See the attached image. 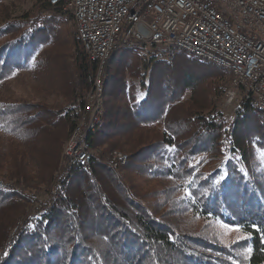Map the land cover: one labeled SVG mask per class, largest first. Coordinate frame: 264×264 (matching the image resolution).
Returning <instances> with one entry per match:
<instances>
[{
  "label": "trees",
  "instance_id": "trees-1",
  "mask_svg": "<svg viewBox=\"0 0 264 264\" xmlns=\"http://www.w3.org/2000/svg\"><path fill=\"white\" fill-rule=\"evenodd\" d=\"M220 68L175 47L115 52L92 141L129 160L87 175L63 159L67 106L97 69L74 18L0 0V264H264V112L228 118ZM26 77L63 102L16 97Z\"/></svg>",
  "mask_w": 264,
  "mask_h": 264
},
{
  "label": "built area",
  "instance_id": "built-area-1",
  "mask_svg": "<svg viewBox=\"0 0 264 264\" xmlns=\"http://www.w3.org/2000/svg\"><path fill=\"white\" fill-rule=\"evenodd\" d=\"M70 13L81 45L97 65L84 98L68 106L75 124L65 162L93 173L92 136L102 118L104 70L119 50L148 56L175 47L232 75L227 104L250 103L264 112V0H50ZM128 154L113 151L106 165L120 169ZM0 187L4 185L0 183Z\"/></svg>",
  "mask_w": 264,
  "mask_h": 264
},
{
  "label": "rangeland",
  "instance_id": "rangeland-1",
  "mask_svg": "<svg viewBox=\"0 0 264 264\" xmlns=\"http://www.w3.org/2000/svg\"><path fill=\"white\" fill-rule=\"evenodd\" d=\"M30 7H31V2H29V1H26V2H23L21 4H17L16 5V9L18 10L17 12H19V11L20 12L27 11V10H29ZM151 55H152V53L149 54L146 57H150ZM220 69H221L222 72H225L226 71V69H224V68H220ZM11 90L16 95V97H23V98H26V99H33V98H35V99H39V100H44V101H46L49 104H57L58 102H60V104H61L63 102L62 99L58 100V99H55L54 97H49L47 95H43V94L38 93L37 90H36V88H35V86H34V84H33V82L30 80V78H27V77L24 78V80H21V81L20 80L19 81L18 80H16V81L14 80L12 82V84H11ZM227 90H228V88H227ZM71 104H69V105H71ZM68 106H67V109H68ZM239 106H241V104H239V103H234L232 105H228L227 104V97H226V93H225L224 110H225V113H226V115H227L228 118H230V115L232 114V112L234 111V109L236 107H239ZM66 143H65V145H66ZM65 145H64V147H65ZM102 151L103 150L102 149H99V148L98 149H95L94 154L96 155V157L98 159V162L99 161H102V162L106 163V160L108 158V155L107 156H103V152ZM122 152H124V153H126V154L129 155L128 152H125V151H122ZM63 159H65V157H64V148H63ZM0 183H2L4 185V187L3 188L0 187V189H5L8 182L6 180H0ZM146 189H147V187H146ZM196 225H198V224H196ZM219 231H221V230H219ZM226 235L228 237H232L231 234H226Z\"/></svg>",
  "mask_w": 264,
  "mask_h": 264
},
{
  "label": "snow or ice",
  "instance_id": "snow-or-ice-1",
  "mask_svg": "<svg viewBox=\"0 0 264 264\" xmlns=\"http://www.w3.org/2000/svg\"><path fill=\"white\" fill-rule=\"evenodd\" d=\"M189 183H191V181H189ZM186 192H187L188 198H189V199H193V200H194V198L192 197V194H191V192H190V191H188V190H186ZM249 251H251V249H249Z\"/></svg>",
  "mask_w": 264,
  "mask_h": 264
}]
</instances>
